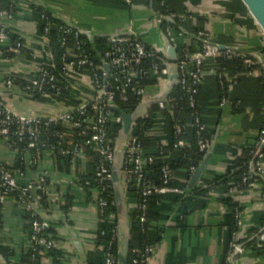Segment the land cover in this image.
I'll return each instance as SVG.
<instances>
[{"label":"crops","instance_id":"crops-1","mask_svg":"<svg viewBox=\"0 0 264 264\" xmlns=\"http://www.w3.org/2000/svg\"><path fill=\"white\" fill-rule=\"evenodd\" d=\"M3 1L12 6L13 17H1V24L8 31L5 47L10 49L11 56L6 55L0 59V100L13 111L25 115L58 116L74 110L78 102L93 97L87 72L71 71L65 76L62 75L72 88V95L63 98L52 95L37 97L16 87H6L5 78L8 76L32 78L43 68L54 69L57 66V40L44 33L43 22L37 10L47 13L60 25L66 26L67 23L92 35L120 33L128 26H133L146 43L155 47L160 46L159 27L164 31L162 25L152 26L153 7L150 6V0H132L131 5L126 4L125 0ZM166 1L172 11L189 14L190 20L185 26L189 32L208 29L218 42L235 45L239 50L247 51L237 30L227 20L220 0ZM3 8L0 3V10ZM182 38L188 45L196 48L193 38L185 35ZM16 41L22 45L17 52L14 49ZM218 71L214 61L205 62L198 95L205 128L211 132V136L216 135L214 155L192 189L187 188L191 176L187 178L186 169L173 174V186L187 192L194 191L202 180L209 179L214 173H224L232 163L243 160L264 122V75L253 67L240 77L225 72L228 102L220 106ZM160 84L161 82L149 87L148 94L154 93ZM164 124L165 120L157 117L152 131L162 144H168L171 135L160 128ZM187 126L186 124L185 129ZM184 140L189 144L187 138ZM1 154L9 162L12 160V155L8 152L1 150ZM55 162L51 150L41 159L42 168L50 171L48 192L52 209L39 206L37 211L41 219L47 221L49 228L54 231L55 241L62 253L60 264H101L103 247L98 236L99 217L95 202L97 192L84 191L72 185L75 174L92 172L93 157L91 154L82 153L69 163ZM29 175L36 177L32 173ZM125 187L128 212L131 216L136 201L131 196L129 187ZM66 196L70 198V209L65 213L62 207L67 202ZM162 197L163 205L157 212L159 214L150 222V230L154 233L152 235L158 236L154 260L150 264H222L230 236L227 227V198H231L240 210V224L237 228L239 237H244L259 226L264 218V201L257 191L251 189L232 195L221 190L208 199L188 198L190 206H187L184 213L178 203L172 204L171 201L174 197L180 199L179 195L168 193ZM2 225L0 245L8 247L14 253L9 262L2 258L7 264H20L21 257L26 254L29 246L27 220L13 195L5 200ZM40 258L42 264L53 263L52 258L44 251ZM237 264H264V256L256 251H248Z\"/></svg>","mask_w":264,"mask_h":264},{"label":"built area","instance_id":"built-area-1","mask_svg":"<svg viewBox=\"0 0 264 264\" xmlns=\"http://www.w3.org/2000/svg\"><path fill=\"white\" fill-rule=\"evenodd\" d=\"M165 7L166 0H154ZM126 4H133L132 0H126ZM161 15L160 13H158ZM13 17V8L11 5L0 10V17ZM43 22L44 33L49 34L53 24L50 23L48 17L44 13L39 14ZM171 19H177L180 26L185 27L190 20V16L185 13L171 12L167 14ZM165 21L159 18L157 23L163 24ZM167 23V22H166ZM0 59L10 53V49L5 47L8 39L7 28L0 24ZM60 37L57 39L59 48V72L60 75L66 73H81L88 71L90 73V81L93 88V97L90 100L81 101L73 112L63 113L55 117L37 118L19 115L11 108L7 107L0 100V143L4 148L20 157V160L27 161L33 167H39L43 152L50 148L49 140L54 137L58 144V152L63 157H77L84 153V149L88 148L96 154V164L94 167L93 182L97 186L96 207L98 211L99 222H105L110 217L109 201L102 196L107 188H111L112 179V161H113V139L111 137L109 124L120 125V118L115 116L108 108L107 102L114 101L115 94L120 96L128 91L133 78H136L142 71L138 68L143 60H156L151 66V75L156 78L157 82H162L167 76V69L160 61V57L155 50L146 45L136 37H117L107 39V47L103 52V60L109 66V71L105 72L103 67L95 66L90 53L86 48V42L81 38L78 32L67 27L57 26ZM165 34L169 38L171 44L178 52V69L179 78L177 88L186 96L188 107L192 110L194 117L191 126L196 130V146L199 152L205 154L209 145V141L201 136L205 125L196 111L197 96L199 87L203 78V67L205 62L214 61L217 58L242 57L245 65L250 69L256 62L245 55L239 54L231 49L221 50L219 45L213 41L211 34L204 30L194 32L195 37L200 40L199 46L193 51L187 48H181L179 39L183 37V33H175L167 24L165 26ZM72 42L68 45V38ZM21 43H15V51H19ZM258 67V65H257ZM56 68V67H55ZM54 68V69H55ZM102 70L100 72L99 70ZM52 68H43L37 75L32 78H23L19 76H8L5 78L7 88H19L22 92L30 95H49L50 90L54 95H59L61 90L57 87L58 77L56 71ZM121 71L125 83L118 84L117 72ZM54 71V72H53ZM261 71V69H260ZM264 75V72L261 71ZM1 77V74H0ZM218 83L223 87L224 73H217ZM101 79H103L101 81ZM114 81V92L108 93L107 81ZM145 89H137V94L143 95ZM108 94V96H106ZM175 98L168 97L167 104L159 103L160 108H166L167 105H174ZM227 103L226 94H221L220 106ZM93 110L95 116H90L89 112ZM71 125L77 129V133L58 131L65 125ZM175 133L181 134L185 129V124L177 123L174 126ZM13 137V138H12ZM136 140L135 138L132 141ZM26 141V148L22 151L18 149L19 142ZM189 145L183 138H177L173 147L178 150L181 147ZM132 160V165L127 166L128 160ZM244 162L241 165L228 166L227 170L214 173L209 179H204L198 187L187 192L185 189L177 188L169 185L173 174L170 173L166 166L161 168V184L156 185L143 176L144 164L153 163V158H145L139 148L137 140L134 145L129 148L126 156L127 186L129 188H139L140 203L138 205V224L141 230L144 226H148L150 220L148 213L150 210L151 196L173 193L180 196V199L201 197L208 199L214 193L223 190L226 194L232 195L242 190L251 189L260 194L261 200L264 201V124L259 130V135L255 142L246 151ZM197 166H191L186 170V174L191 176ZM48 170H43L38 178L26 185H21L14 173L8 168L5 159L0 155V213L4 211L6 198L16 193L18 206L29 213L32 218L30 222V231L28 232V251L31 264L44 252L60 246L44 233V222L37 218L38 207L41 198L32 195L31 190L35 188L40 190L42 198L49 200L48 192ZM76 185H80L82 180L75 179ZM88 182H86L87 184ZM50 201V200H49ZM158 203V202H157ZM114 205V202H112ZM239 208L235 211V228L230 232L227 241L224 258L222 264H237L239 259L248 251H260L264 249V224L255 227L244 237L237 235L239 227ZM2 229L0 228V234ZM99 237L106 239L103 254V264H116V227L111 226L107 229L100 230ZM157 243L146 244L143 247L133 246L129 252V264H145L156 252Z\"/></svg>","mask_w":264,"mask_h":264},{"label":"trees","instance_id":"trees-1","mask_svg":"<svg viewBox=\"0 0 264 264\" xmlns=\"http://www.w3.org/2000/svg\"><path fill=\"white\" fill-rule=\"evenodd\" d=\"M167 2V1H166ZM0 3L3 4L4 8L9 6L10 4H7V2L0 0ZM153 10L157 13H160L162 15H167L170 14L172 11L168 5L166 4L165 7L160 6V3L157 1L153 2ZM37 12L39 13H44L51 24H53V26L55 27H51L50 31H49V36L59 39L60 37V32L57 29V26H62V24L60 25L59 23L55 22L54 19H52L47 13L41 11V10H37ZM186 15H189L188 13H185ZM175 22L177 24L180 25V23L178 22L177 19H174ZM166 24L172 28V30L175 33H179V29L177 28V25L174 24H170V23H166L164 22L162 24V28L165 30V26ZM186 26V25H185ZM199 31V29H196L195 32ZM81 38L86 42V48L88 50V52L90 53V56L92 57L95 66L98 67H102V61H103V52L105 51L106 47H107V40L106 39H102V38H96L94 40V42H90L88 40L87 37H85L84 35L80 34ZM68 38V45H70L72 42L70 41L69 37ZM183 38L179 39V43L181 45V48H187L189 51H193L195 48L192 47V45H188V43H186V41ZM17 42V41H16ZM15 42V43H16ZM196 42V41H195ZM199 46V43L196 42V48ZM60 53V52H59ZM58 53V54H59ZM7 56H11V53H7ZM244 59L242 57H232V58H217L214 60V62L217 64V67L219 69V72L225 73V72H229L232 74H237L239 77L242 74H246L249 71V68L245 65L244 63ZM154 62H158V59L156 60H143L140 65L138 66V68L142 71L136 78H133L131 81V85L128 87V91L126 94L124 95H119L118 93L115 94L114 97V103L120 107L121 109L127 111V112H131L135 106L139 103V101L142 98V95L137 94V89H145V88H149V87H154L157 85V80L155 77H153L151 75V66ZM159 63V62H158ZM50 68V67H47ZM56 73H57V77H58V82H57V87L60 88L61 92L59 95H54V93L52 92V90H50L51 92H49V95L52 96H56V97H68L72 95V88L69 84L68 80L63 79V76L60 75L59 72V59H58V63L57 66L55 68ZM100 72H102L101 68L99 70ZM54 72V71H53ZM83 72H87L89 77L91 76L90 73L86 70ZM117 77H118V84L123 85L125 83L124 81V77L121 73V71L119 70L117 72ZM103 79H101L102 81ZM103 82V81H102ZM107 85H109V87H111L110 92L115 93L113 86H114V81L113 80H108L107 81ZM220 87V97L221 94H226L227 95V89H226V85L225 82L223 83V87ZM200 89V87H199ZM199 95V94H198ZM37 97H41V95H34ZM170 98H175L176 102L174 105L169 104L166 106V108H160L158 105L153 106L150 111L149 114L139 120L136 123V126L133 129V138H135L139 144V148L141 150V152L143 153L145 158H153V163L151 164H144L143 167V176L146 177L148 180H150V182H152L153 184L156 185H160L161 184V168L163 166H166L168 168V170L170 171L171 174H175L178 170L181 169H188L191 166H198L199 163L201 162L204 154L202 152L198 151V148L196 146V130L194 129V127L191 126V122L192 119L194 117V114L192 112V110L188 107V100L186 98V96H183L182 93L179 91V89L177 88V86L173 89L172 93L169 96ZM197 100V105H196V111L198 112L202 123L204 124V120L202 117V111L201 108L199 106L198 103V96L196 98ZM80 102L77 103V105L75 107L78 106ZM75 110V109H74ZM74 110H72L71 112H73ZM112 112V111H111ZM113 113V112H112ZM115 116H117L115 113H113ZM90 116H95V113L93 110H90L89 112ZM157 117L162 118V120H165V124L164 126L160 127L164 130H167L170 135L171 138L169 139V143L168 144H162L160 142L159 137L155 134L154 131H152L153 127L156 126V122H157ZM177 123H182V124H187V129H184L181 134H176L175 133V124ZM264 124V122H263ZM120 125H112L109 124L108 128L110 129V134L112 139H114V137L116 136L118 129H119ZM58 131H66V132H73V133H77V129L72 128L71 125H65L61 128L57 129ZM201 136L202 138H204L207 141H210L211 138V132H209L208 130H206V128H204L201 132ZM13 138V137H12ZM177 138H187L189 140V145L185 146V147H181L178 150L174 149L173 144L175 142V140H177ZM50 143V148L46 149L43 154H42V158L43 156L46 154L47 151H52V156H54L55 159V163L59 164L60 162L66 164L69 163L70 161L74 160L76 157H63L59 154L58 149L59 146L58 144H56V139L54 137H52L49 140ZM18 149L20 151L24 150L26 148V141H22L19 142L17 144ZM1 150H4L6 152H8V154H10V156L12 155V160H7L8 158H4L6 161V164L8 166V168L14 173V176L16 177L17 181L21 184V185H26L31 181H34L38 178V176L41 174V172L44 170V168H42L41 164L38 167H33L31 166L27 161L25 160H20V157H18L16 154H13L12 152L7 151L4 148V145L2 143H0V155L3 156L1 154ZM84 153H88L91 154L93 157V170L91 173H87V174H83V173H78L75 174V176L72 178V185H74L77 188H80L82 190H97V186L96 183L93 182V174H94V167L97 161L96 158V154L88 149L85 148L84 149ZM168 155V157H167ZM41 158V159H42ZM244 162V160L232 163V166L235 165H241ZM45 170H47L45 168ZM49 175L47 177L48 182H47V186L49 189V181H50V171L48 170ZM35 174L36 177H32L29 174ZM32 177V178H31ZM35 178V179H34ZM76 178H80L82 180V183L78 186L75 183V179ZM187 178H189V175H187ZM86 182H88L86 184ZM169 185H175L174 184V178L172 177L169 181ZM130 189V194L132 197H134L135 201H136V205L135 208L133 209V230H132V237H131V242H130V248L133 246H140L143 247L146 244H156L158 243V236H154L152 234V231L150 230V223L148 226H144V230H141V226H139L138 224V215H139V211H138V205L140 203V192L137 188H129ZM31 193L33 196H35L36 198H41L40 200H42L43 202H40V207H46V209L51 210L52 209V205L50 203V201L48 200L47 202L45 201V197L42 198L41 192L40 190L36 189V188H32ZM14 196L15 200H16V204L18 206L17 203V195L16 193L11 194ZM9 195V196H11ZM102 196L107 199L109 201V204L111 203V205H109V215L110 217L107 218V220L104 222H99V228H98V233L100 230H104L107 229L108 227L111 226H115L116 227V217H115V207L112 204L113 202V193H112V189L111 188H107L105 189V191L102 193ZM66 203L65 205L62 207L63 211L66 213L69 209H70V203L69 201V197L66 196ZM163 201V197L162 196H158V195H153L151 196V202H150V210L148 213V218L151 222V220L153 218H155V215L157 216L159 213H157L160 209V207L163 205L162 204ZM171 201L172 204H177L180 205V209L181 211L184 213L187 209V206H190V200L187 199H179L174 197ZM158 202V203H157ZM226 203L228 206V210H229V214L227 216V227H228V231L229 233L236 230L235 228V211L238 209V206L236 203H234L232 201L231 198H227L226 199ZM19 207V206H18ZM21 208V207H19ZM24 215H25V219L27 220V225L26 228L28 230V232L30 231V222L32 220V218L30 217L29 213L26 212L24 209ZM239 211V210H238ZM182 213V214H183ZM2 213H0V228L3 230V225H2ZM37 218H39L40 220L41 217L38 214ZM100 221V220H99ZM261 224H264V218L261 221ZM260 224V225H261ZM43 233L48 237L51 238L53 240H55L54 237V231L50 228L47 229H43ZM106 239L104 237H99V243L101 244V246L105 245ZM114 248L116 249V243L114 244ZM104 248L102 250V262L101 264H103V254H104ZM258 253L261 256H264V249L258 251ZM0 254L2 255V257L4 259L7 260V262H9V259L11 257H13L14 253L13 251H11L8 247L6 246H2L0 245ZM46 255L50 258H52V264H60L61 260H62V253L59 249L53 248L51 250H49L48 252H46ZM20 264H31L30 261V255H29V251L27 250L26 254H24L21 257V260L19 262ZM35 264H42L41 258L40 256L37 258V260L35 261Z\"/></svg>","mask_w":264,"mask_h":264},{"label":"water","instance_id":"water-1","mask_svg":"<svg viewBox=\"0 0 264 264\" xmlns=\"http://www.w3.org/2000/svg\"><path fill=\"white\" fill-rule=\"evenodd\" d=\"M126 1V0H125ZM222 3L224 14L227 16V20L235 27L237 34L241 37V41L247 48L246 52L239 50L235 45H227L218 42L211 31H208L214 42L219 45L221 50L231 49L239 54L248 56L252 58L261 71L264 72V0H220ZM153 0H150V6L153 7ZM152 26L153 25H162L157 23V20L161 18L167 23L177 25V28L185 36L193 38L194 41L200 42L198 38L195 37V34L186 30L185 27L180 26L175 22V20L169 18L166 15H159L153 10L152 12ZM1 24V17H0ZM65 25L76 32L84 35L88 38L90 42H94L96 38L102 39H112L117 37H136L137 39L144 42L146 45L151 46L156 54L160 57V61L163 66L167 69V76L161 82L159 87L154 93H149V88H146L145 92L142 95L141 100L135 106L131 112H127L120 107H118L114 101L104 102L107 103V106L110 111L115 113L121 120L120 127L116 136L113 139V161H112V193H113V202L115 207V216H116V264H129V252H130V242L132 237L133 230V214L131 216L128 212V203L126 195V185H127V172L126 167V156L129 153V148L131 145L135 144L133 139V129L136 126V123L145 118V115L153 107L159 103L167 104L168 97L172 93L173 89L178 84L179 78V69H178V52L176 48L173 47L169 38L159 27L160 34V46L155 47L151 44L146 43L139 33H137L133 26H128L126 30L120 33L115 34H100L92 35L83 30H80L78 27L65 23ZM1 26V25H0ZM102 67L105 72L109 71V66L105 61H102ZM159 84V83H158ZM111 87H108V93L110 92ZM108 96V94H106ZM228 102V101H227ZM15 112V111H14ZM17 113V112H16ZM29 117L37 118H47L55 117L56 115H25ZM63 114V113H61ZM59 114V115H61ZM216 135H212L209 141V145L206 149V152L197 166L194 173L189 178L187 185L188 189L195 187L196 183L204 173L205 169L209 165L215 149H216ZM264 163V162H263ZM132 165V160L129 159L127 166ZM264 168V166H263ZM126 184V185H125ZM139 189V188H137ZM63 219V217H62ZM65 219H63L64 221ZM44 222V229L49 228L47 221ZM67 230L71 233L70 228L67 226ZM75 242V241H74ZM155 254V253H154ZM145 263L150 264L154 260L153 256ZM0 264H7L2 256L0 255Z\"/></svg>","mask_w":264,"mask_h":264},{"label":"rangeland","instance_id":"rangeland-1","mask_svg":"<svg viewBox=\"0 0 264 264\" xmlns=\"http://www.w3.org/2000/svg\"><path fill=\"white\" fill-rule=\"evenodd\" d=\"M253 68L256 69V70H258V71H260V68L257 67V65H254ZM260 72H261V71H260Z\"/></svg>","mask_w":264,"mask_h":264}]
</instances>
